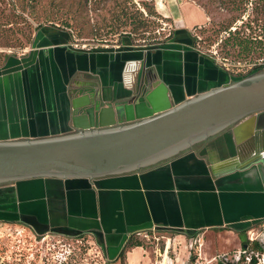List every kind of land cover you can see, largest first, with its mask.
I'll return each mask as SVG.
<instances>
[{
	"label": "crops",
	"instance_id": "crops-1",
	"mask_svg": "<svg viewBox=\"0 0 264 264\" xmlns=\"http://www.w3.org/2000/svg\"><path fill=\"white\" fill-rule=\"evenodd\" d=\"M176 37L153 48L77 49L67 32L40 29L24 55L0 60V142L74 133L72 98L81 82L101 79L123 92L158 78L178 106L235 82L214 57L194 46L192 29L204 9L183 2L172 10ZM230 129L139 171L95 179L36 178L0 183V224H24L38 234L91 236L112 262L136 235L161 229L239 235L264 222V167L226 172L235 157ZM222 165V166H220ZM243 239V238H242ZM141 248L125 261L134 264Z\"/></svg>",
	"mask_w": 264,
	"mask_h": 264
},
{
	"label": "rangeland",
	"instance_id": "rangeland-1",
	"mask_svg": "<svg viewBox=\"0 0 264 264\" xmlns=\"http://www.w3.org/2000/svg\"><path fill=\"white\" fill-rule=\"evenodd\" d=\"M183 2L196 3L208 16L197 31L205 53L234 74L264 63V45L261 50L246 42L247 52L240 46L247 37L264 41V11L245 8L242 0H0V60L26 54L36 33L53 26L68 29L71 43L82 50H119L128 36L137 48H153L172 31V10ZM229 28L238 29V40H227ZM261 73L264 67L247 78ZM242 238L229 229L194 237L156 229L133 237L142 243L134 264H219L224 255L235 259L245 248L264 264V222L254 223ZM125 254L112 262L91 236L64 238L38 234L24 224H0V264H129Z\"/></svg>",
	"mask_w": 264,
	"mask_h": 264
},
{
	"label": "water",
	"instance_id": "water-1",
	"mask_svg": "<svg viewBox=\"0 0 264 264\" xmlns=\"http://www.w3.org/2000/svg\"><path fill=\"white\" fill-rule=\"evenodd\" d=\"M95 80L73 92L74 133L0 142V183L139 171L226 129L236 144L235 157L223 164L226 172L264 167V73L178 106L158 78L136 81L123 92Z\"/></svg>",
	"mask_w": 264,
	"mask_h": 264
},
{
	"label": "trees",
	"instance_id": "trees-1",
	"mask_svg": "<svg viewBox=\"0 0 264 264\" xmlns=\"http://www.w3.org/2000/svg\"><path fill=\"white\" fill-rule=\"evenodd\" d=\"M243 4L245 5V8L247 7H252L253 11L257 12V13H260V12H263L264 11V0H242ZM205 11V10H204ZM172 22L170 23L171 26H172V31L169 33V35L162 41L158 42V43H155V45H158V46H164L166 45L168 42L172 41L175 39L176 37V28H175V24L173 22V19L171 18ZM241 20V19H240ZM208 24V22L204 25H199V26H195L194 28V34H193V37H194V46L195 48H197L198 50H200L201 52L205 53L201 48H200V45H199V42H198V39H200L199 37V34L197 33V31L200 29H202L203 27L202 26H206ZM52 26V24H51ZM140 28V26H138ZM54 29H57V30H60V31H64V32H67L70 36V39L71 41H73V35H71L70 31H68V29H60V27H56V26H53ZM239 35V32H238V29H236L235 31L231 28H229V37L227 40L231 41V40H238L236 39V36ZM127 41L124 43L123 46H125V44H129L131 45V47H135L133 45V42L131 40V37L128 36L127 37ZM247 40V41H246ZM256 44L255 47L263 50V45H264V41L263 40H260L258 38H255V40H252L251 38L247 37V39H245V41L241 42L240 43V46L242 47V49L244 50V52H247V51H250L251 48H249L248 46H244L243 44L246 43V42H252ZM244 46V47H243ZM207 55H210L214 58H216L214 55L212 54H208V53H205ZM217 59V58H216ZM218 60V59H217ZM219 61V60H218ZM221 66L226 69V71L228 72V74L230 76H232L235 80H243L245 78H247V75H252L254 73H257L259 70H261L263 67H264V63H261L260 65H257L255 64L254 68L249 72H244V71H240L241 73H233L229 68H226L224 67L222 64ZM197 233H189V234H186L187 237L191 236V237H194L196 236ZM134 237V236H133ZM133 237L129 240V242L126 244V246L124 247L122 253H121V256H124V254L127 252L126 250L127 249H131V248H137V247H142V243L139 242V241H133ZM247 245V244H245ZM124 251H126L124 253ZM120 256V257H121ZM235 258V257H234ZM235 259H231L229 258L227 262H220L219 264H241L242 263H247V260L245 257L241 258V260H239L237 263L236 261H234ZM258 262V259L253 255L252 256V260H251V263L250 264H257Z\"/></svg>",
	"mask_w": 264,
	"mask_h": 264
},
{
	"label": "built area",
	"instance_id": "built-area-1",
	"mask_svg": "<svg viewBox=\"0 0 264 264\" xmlns=\"http://www.w3.org/2000/svg\"><path fill=\"white\" fill-rule=\"evenodd\" d=\"M75 48L78 49L77 46H76ZM241 254H244L243 257L246 258L248 264L251 263V260H252V256H253V255H254L257 259H259V257H258L256 254H252V252H249V248H248V249H244L243 253H239V255H236L235 260H236V259H237L238 261L241 260V258H243V257L241 256ZM240 257H241V258H240ZM228 259H229V258L227 257V255H224V256H223V259H222V262H224V261L227 262Z\"/></svg>",
	"mask_w": 264,
	"mask_h": 264
},
{
	"label": "flooded vegetation",
	"instance_id": "flooded-vegetation-1",
	"mask_svg": "<svg viewBox=\"0 0 264 264\" xmlns=\"http://www.w3.org/2000/svg\"><path fill=\"white\" fill-rule=\"evenodd\" d=\"M46 235H54V236H59V235H56V234H54V233H46ZM59 237H61V236H59ZM83 237V236H82ZM64 238H66V237H64ZM247 247V246H246ZM245 249H247V248H245Z\"/></svg>",
	"mask_w": 264,
	"mask_h": 264
}]
</instances>
